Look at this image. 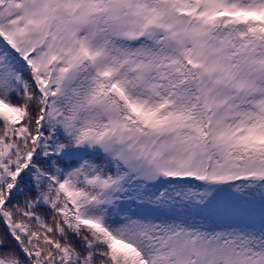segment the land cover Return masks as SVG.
Here are the masks:
<instances>
[{
  "label": "snow or ice",
  "instance_id": "snow-or-ice-1",
  "mask_svg": "<svg viewBox=\"0 0 264 264\" xmlns=\"http://www.w3.org/2000/svg\"><path fill=\"white\" fill-rule=\"evenodd\" d=\"M0 264H264V0H0Z\"/></svg>",
  "mask_w": 264,
  "mask_h": 264
}]
</instances>
